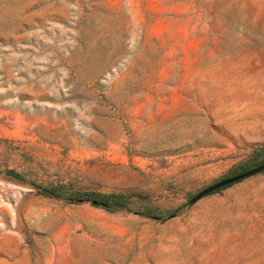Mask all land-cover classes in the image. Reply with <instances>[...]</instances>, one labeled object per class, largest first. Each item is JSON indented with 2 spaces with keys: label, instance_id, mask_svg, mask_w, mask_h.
Masks as SVG:
<instances>
[{
  "label": "rangeland",
  "instance_id": "374dc122",
  "mask_svg": "<svg viewBox=\"0 0 264 264\" xmlns=\"http://www.w3.org/2000/svg\"><path fill=\"white\" fill-rule=\"evenodd\" d=\"M263 145L264 0H0V264H264Z\"/></svg>",
  "mask_w": 264,
  "mask_h": 264
},
{
  "label": "trees",
  "instance_id": "16d2710c",
  "mask_svg": "<svg viewBox=\"0 0 264 264\" xmlns=\"http://www.w3.org/2000/svg\"><path fill=\"white\" fill-rule=\"evenodd\" d=\"M257 157L261 158V159H259L258 161H256L252 165H248V166L243 167L242 170L236 172V174L242 173L244 171H248L252 168H255L257 166L264 164V145L257 151ZM8 174H10L11 176L18 178V179L24 178L22 173H19L15 170H9ZM224 188H226V187H223L219 190H216L213 193L219 192V191L223 190ZM40 192L42 194L47 195V196L56 197V198H60L64 195V191H63V188L61 186H52V187L40 188ZM98 198L100 200L106 202V205L101 206V207H104L107 209L125 208L127 206V203H128V199L123 195H102ZM89 200H92V199L88 198L87 201H89ZM140 214L145 215V216H149V217H153V218H159V217L153 215L151 210L142 211Z\"/></svg>",
  "mask_w": 264,
  "mask_h": 264
},
{
  "label": "water",
  "instance_id": "95a60500",
  "mask_svg": "<svg viewBox=\"0 0 264 264\" xmlns=\"http://www.w3.org/2000/svg\"><path fill=\"white\" fill-rule=\"evenodd\" d=\"M264 172V164L257 166L255 168H252L248 171H244L242 173H238L235 174L233 176L221 179L211 185H209L208 187L204 188L203 190H201L199 193H197L193 198H192V202H196L198 201L200 198L213 193L216 190H219L223 187H227L229 185H232L234 183H237L241 180H244L250 176L256 175L258 173ZM71 200H75L74 198H72ZM77 201L79 202H83L85 201V199L83 198H79ZM91 202L92 205L94 206H105L106 202L102 201V200H98V199H92L89 200Z\"/></svg>",
  "mask_w": 264,
  "mask_h": 264
}]
</instances>
